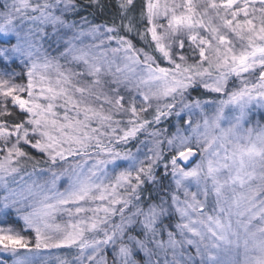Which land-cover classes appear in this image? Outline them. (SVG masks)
Instances as JSON below:
<instances>
[{
	"label": "snow or ice",
	"instance_id": "snow-or-ice-1",
	"mask_svg": "<svg viewBox=\"0 0 264 264\" xmlns=\"http://www.w3.org/2000/svg\"><path fill=\"white\" fill-rule=\"evenodd\" d=\"M256 110L264 0H0V254L264 264Z\"/></svg>",
	"mask_w": 264,
	"mask_h": 264
},
{
	"label": "rangeland",
	"instance_id": "rangeland-1",
	"mask_svg": "<svg viewBox=\"0 0 264 264\" xmlns=\"http://www.w3.org/2000/svg\"><path fill=\"white\" fill-rule=\"evenodd\" d=\"M250 119L252 120V123L255 124L256 122H259L261 125H264V110H256L251 114ZM61 183H64L62 180ZM194 190V189H193ZM68 249H51V250H44L41 253V256L43 257L44 261H46V264H58L56 257H66L68 254ZM70 253V252H69ZM0 258L10 259L11 257H5L3 254H0ZM71 258V257H70ZM69 258V259H70ZM163 259V258H161ZM8 264H11V261H8Z\"/></svg>",
	"mask_w": 264,
	"mask_h": 264
},
{
	"label": "trees",
	"instance_id": "trees-1",
	"mask_svg": "<svg viewBox=\"0 0 264 264\" xmlns=\"http://www.w3.org/2000/svg\"><path fill=\"white\" fill-rule=\"evenodd\" d=\"M67 258H70L71 257V255H70V253H69V251H68V254H67V256H66ZM8 261L10 262L11 260L10 259H8Z\"/></svg>",
	"mask_w": 264,
	"mask_h": 264
}]
</instances>
